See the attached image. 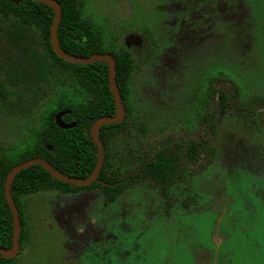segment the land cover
<instances>
[{"label": "rangeland", "instance_id": "1", "mask_svg": "<svg viewBox=\"0 0 264 264\" xmlns=\"http://www.w3.org/2000/svg\"><path fill=\"white\" fill-rule=\"evenodd\" d=\"M81 2L102 45L138 64L122 101L139 156L120 172L162 140L205 150L169 189L146 177L110 200L93 187L28 194L26 238L7 264H264V0ZM32 128L0 124L5 150Z\"/></svg>", "mask_w": 264, "mask_h": 264}, {"label": "trees", "instance_id": "2", "mask_svg": "<svg viewBox=\"0 0 264 264\" xmlns=\"http://www.w3.org/2000/svg\"><path fill=\"white\" fill-rule=\"evenodd\" d=\"M57 1L61 6L57 26L60 48L76 56L110 54L115 61L122 100H127L132 73L138 67L135 58L125 46L102 45L96 27L82 15L81 0ZM52 18L53 9L45 3L0 0V118L6 122L31 119L34 125L28 130L31 140L20 150L0 151V247L3 248L10 247L12 240V216L3 191L11 167L29 158L42 157L65 174L86 177L97 158L90 126L97 117L115 112L107 64L103 61L79 64L57 56L50 43ZM61 110H67L62 121L74 122L73 127L61 128L55 123V114ZM130 114L128 108L121 121L100 127L104 159L96 180L90 185L77 186L58 180L39 164L16 173L10 191L20 218V250L26 238L28 194L45 188L77 191L90 187L101 188L108 197L115 193L122 182L119 161L125 159L131 138L125 121ZM175 147L168 151L154 149L135 175L129 177L148 176L167 184L175 174L179 155L188 158L193 155L194 144L190 141L178 142ZM13 258L0 256V264H7Z\"/></svg>", "mask_w": 264, "mask_h": 264}, {"label": "water", "instance_id": "3", "mask_svg": "<svg viewBox=\"0 0 264 264\" xmlns=\"http://www.w3.org/2000/svg\"><path fill=\"white\" fill-rule=\"evenodd\" d=\"M13 1L19 2L20 0H13ZM34 1L45 3L51 6L53 9V18H52V22L50 25V43H51L53 51L55 52L57 56H59L60 58L68 62L79 63V64H87V63H92L95 61H103L107 64L108 66V85H109L110 92L112 93L114 101H115V112L111 115H102V116L97 117L90 126L89 133H90L91 139L96 145L97 158H96V162H95V165L92 171L86 177H76V176L65 174L64 172L53 167L49 161H47L46 159L42 157H33V158L26 159L12 166L11 169L7 172L5 176L3 191H4V198L6 200V203L10 209L11 216H12V240H11L10 247L8 248L0 247V256L4 258H8V259L16 256L20 250V242H19V236L21 232L20 218H19L17 207L14 203V200H13V197L10 191L11 182L14 176L16 175V173L24 168H27L30 165L39 164L50 175H52L56 179L61 180L63 182H67V183L74 184L77 186L90 184L92 181H94L97 178L98 172L101 168V165L104 159V146H103L102 140L100 139V135H99L100 127L104 124L119 122L123 119L125 115V107H124L122 97H121V94H120V91H119V88L116 82V77H115L116 73H115L114 58L108 53H94L89 56H76V55L67 53L64 50H62L59 46L58 38H57V26H58L60 12H61L60 3L57 0H34ZM66 112L67 110H61L57 112L54 117L55 123L61 128H70L75 125L74 122L65 123L62 121L61 117Z\"/></svg>", "mask_w": 264, "mask_h": 264}, {"label": "flooded vegetation", "instance_id": "4", "mask_svg": "<svg viewBox=\"0 0 264 264\" xmlns=\"http://www.w3.org/2000/svg\"><path fill=\"white\" fill-rule=\"evenodd\" d=\"M149 57V56H148ZM258 101H259V99H258ZM259 109H263V111H264V108H261V107H258L257 108V110H259ZM256 110V111H257ZM125 114H126V111H125ZM125 116V115H124ZM259 121H261V123H264V117L263 116H261V118H260V120ZM5 120H4V118H0V124H2V127L5 125ZM163 141H165V145H161V143L163 142ZM4 142H5V136H4V134H2L1 136H0V151L1 150H5V146H4ZM186 141L184 140L183 142H181V143H185ZM188 142H189V140H188ZM190 142H192V141H190ZM169 143H170V141L169 140H162L159 144H157L152 150L154 151V149H156V148H159V147H162V149H165V151H168V150H170V149H167L168 147H170V145H169ZM176 143H178V142H174L172 145H173V148L172 149H174V148H176L175 147V144ZM193 144H194V148H193V151H192V156H190V158H188V156H185L184 154H180L179 155V159H178V161H177V168H176V171H175V174H174V176H173V178L167 183V184H165V185H163V184H161V183H159L158 181H156V180H154V179H152V178H150V177H148V176H144V177H140V178H134V177H129V176H133V175H135V173L137 172V170L139 169V167H140V165L143 163L142 161H145V159H144V157H141V163H140V165L136 168L137 170H136V172H132L131 174H128V175H123L121 172H120V178L122 179V182L119 184V186H118V188H117V190L115 191V193H113L111 196H107V195H105V193L103 192V194H104V196L106 197V199L107 200H110V199H112V198H114L115 197V195L121 190V188L126 184V183H134V182H138V181H140V180H142L143 178H146V177H148V178H150V179H152L155 183H157V184H159L162 188H164V189H166V188H168L171 184H172V186L174 185H176V184H178L179 182H180V180H181V175H183L185 172L184 171H186V170H194V168H192V167H190V168H184L183 167V165H184V163H193L194 161H196L198 158V154H199V152L200 151H203L202 149H204L205 150V148H203V146L201 145V143H196V142H192ZM202 146V147H201ZM129 147H131V149L129 148ZM182 149H184V148H181L180 150H182ZM136 150H134L133 148H132V146H129L128 145V150L126 151V156H125V159L123 160V161H125L126 159H130V158H132V156H134L135 154H136V152H135ZM152 151V152H153ZM152 152H151V154H152ZM139 155H135V157H138ZM150 157V156H149ZM148 157V158H149ZM201 158V157H200ZM199 160V159H198ZM123 161H119V163L120 164H122V162ZM184 162V163H183ZM96 180V179H95ZM93 182V181H92ZM91 182V183H92ZM90 183V184H91ZM90 184H88V185H90ZM88 185H81V186H88ZM91 188V187H90ZM93 188H98V189H100L101 190V188H99V187H93ZM85 189H87V188H85ZM169 189V188H168ZM80 190H83V189H80ZM76 191V190H75ZM78 191V190H77ZM102 191V190H101Z\"/></svg>", "mask_w": 264, "mask_h": 264}]
</instances>
